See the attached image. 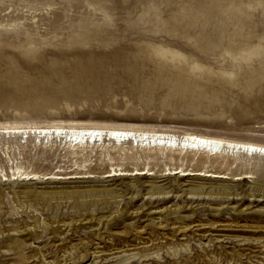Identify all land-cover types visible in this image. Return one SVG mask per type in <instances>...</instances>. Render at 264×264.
I'll return each mask as SVG.
<instances>
[{
  "label": "rangeland",
  "instance_id": "rangeland-1",
  "mask_svg": "<svg viewBox=\"0 0 264 264\" xmlns=\"http://www.w3.org/2000/svg\"><path fill=\"white\" fill-rule=\"evenodd\" d=\"M262 11L229 0H0V123L82 121L264 143ZM21 136L0 133V183L17 165L41 177L96 172L26 183L51 192L44 201L6 190L0 264H264V193L249 196L264 184L263 154L234 164L75 155ZM182 163L255 173L238 197L210 194L208 183L191 193L193 178L158 181L177 188L154 194L150 178L130 188V178L104 177L115 167ZM54 216L65 221L52 225Z\"/></svg>",
  "mask_w": 264,
  "mask_h": 264
},
{
  "label": "bare ground",
  "instance_id": "bare-ground-1",
  "mask_svg": "<svg viewBox=\"0 0 264 264\" xmlns=\"http://www.w3.org/2000/svg\"><path fill=\"white\" fill-rule=\"evenodd\" d=\"M229 1H232L234 4L240 6L248 5L249 7L257 8L260 10L264 9V0H229ZM262 13H264V11H262ZM250 84L253 85L255 84V82L251 80ZM0 133H3V138L5 141L6 138L16 139L21 134L22 135L21 138L25 137L27 139L26 140L27 142L29 138H31L32 135H34L35 146L40 144V146L49 145L53 147L55 143L57 145V142H59V146H63L64 148H67L72 154L75 155L84 152L93 153L100 151L101 152L113 151L116 153V152L126 151L125 152L126 154L129 153L128 158L132 159L135 157V155L138 154L139 151H143L146 154L145 155L146 158H150L149 156L154 157L155 155L158 154L164 155L165 153H166V157H168L167 155L169 154L178 153L181 156L180 158L186 159V157L188 158L190 157L191 160L193 161L197 160V162H199L198 164H200V162L204 164L206 162H214L218 159H222L224 162H226V164H229V162L233 160V164H234L239 162L240 160H243L244 158L255 159L257 155L260 154L264 155V143L262 142H254L250 140L227 139L224 137L203 134L200 132H186L182 135H176L174 133H169L166 131L135 128V126L133 125L103 126L96 123H88V122L84 123L82 121L81 122L72 121L69 122V124L61 121L51 122L46 124L45 123L38 124L32 122L31 123L4 122V123H0ZM37 139L39 140L38 142H36ZM127 145H129V149L132 152H130V150L128 149L127 150L125 149ZM192 157L194 158L192 159ZM82 161H87V158L86 157L83 158ZM114 165H116L117 167L120 166V164H116V163L112 164V166ZM175 165L177 164H173L172 167L169 166L167 168V164H165L166 168L164 169L159 168L156 171H154L151 166L140 168L141 167L140 164L137 165V167L134 169H129L127 167L124 168L115 167L112 170L113 173H109L111 171H108L107 176L104 177L110 178L109 179L110 181H116L118 179H123V178H130L132 180V182L128 184L130 188H136L140 186L143 178H150V180L152 181L154 180V182L151 181L152 184H149L150 188L153 189L150 192L156 190L153 192L154 194L156 193L167 194L170 193V191L175 190L177 188L176 186L172 185V189H170L169 191L166 190L164 191L165 185L159 184L158 181L160 182V181L168 180L167 182L169 183V181H171L172 178L177 182H179L181 179H184V177L193 178L195 181H198L196 184L195 182H193L195 184L193 186L197 187L198 189L196 188L193 189L192 191H190L191 193H205V191L208 189L206 186L208 183L210 184L209 187L212 188L209 191L210 194L213 193H220L223 195L232 194L235 196L237 195L238 197V195L248 192L247 190L241 189L242 188L241 182L249 178H254L253 174L255 173L252 170H250L247 172H242L237 174L235 173L236 171H233L228 167L225 170H220V169L213 170L210 169L208 163L207 166H205V168L191 167L190 165H188V163L185 164L182 163L180 165L178 164L176 167H174ZM22 168L23 167L21 165H17L16 168L12 167L13 169L12 174L11 175L4 174L5 178L0 183V221H2L1 219L5 214V213L3 214L4 205H5L4 199L6 196H8L6 190H9V188L11 187L18 188L17 190L14 189L15 191L13 194L18 195V197L20 198L31 199L35 197L36 200L41 198L39 200L44 201V198H48L49 196H51L47 193H51V192L40 191L37 188L34 187L32 188V186L28 187L26 183L32 181L34 184H41V183H45L46 181L58 182L59 180L56 179H60L61 181V180L73 179V178L74 179L91 178L94 176H90L92 175L90 173L96 172L95 167H89L86 172H74L72 174L66 175V177L65 176L62 177L61 175H58L60 176V178H53L54 176L50 177L49 175L48 177L46 176L41 177V172L39 173L34 170L28 171L27 169H25L22 172L23 170ZM259 170L264 173V167L260 168ZM81 173H85L84 174L85 176L81 175ZM87 174L90 175L86 176ZM227 181L232 182V184L231 183H229V185L226 184ZM253 184L256 185L257 182L255 181L253 182ZM109 191L112 192L114 190L109 189ZM249 192H252L249 193V196H256V194L261 192L264 193V184H258V187H250ZM60 200H58V204L62 202ZM109 201L106 200L105 202H109ZM255 201H261V200L256 199L255 197ZM88 205L89 203L86 202L85 204H78L77 206H80V208H82V207H87ZM10 210L15 211L14 207L10 208ZM53 219L54 220H52L51 222L52 225L53 223H60L62 221H65L64 219H60V216L59 217L54 216ZM12 225H16V223ZM16 228L18 227L15 226L11 230H16ZM114 263L118 264L119 262L116 261ZM114 263L107 262V264H114Z\"/></svg>",
  "mask_w": 264,
  "mask_h": 264
}]
</instances>
